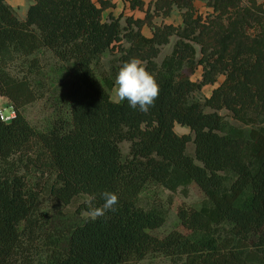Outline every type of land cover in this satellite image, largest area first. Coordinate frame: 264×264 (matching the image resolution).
<instances>
[{"label": "trees", "instance_id": "1", "mask_svg": "<svg viewBox=\"0 0 264 264\" xmlns=\"http://www.w3.org/2000/svg\"><path fill=\"white\" fill-rule=\"evenodd\" d=\"M99 3L35 0L21 19L0 0V96L15 111L10 122L0 119V264H141L152 256L264 264V3L207 0L211 10L200 12L194 0H154L144 18L123 22L122 14L104 17L112 3ZM174 7L182 25L154 21ZM107 52L115 58L103 70ZM133 57L160 87L147 113L111 99ZM207 86L211 93L198 97ZM58 90L64 115L37 129L24 108ZM36 150L44 172L34 188L27 171ZM191 183L206 201L178 208L187 232L153 235L167 210L145 206L142 193L157 186L186 196ZM104 191L119 203L95 221L58 226L42 210L46 197L68 205L94 195L99 207Z\"/></svg>", "mask_w": 264, "mask_h": 264}, {"label": "rangeland", "instance_id": "2", "mask_svg": "<svg viewBox=\"0 0 264 264\" xmlns=\"http://www.w3.org/2000/svg\"><path fill=\"white\" fill-rule=\"evenodd\" d=\"M207 0H198L197 5L199 7L203 6V3H206ZM248 0H242L243 4H248ZM264 3V1H262ZM207 6V5H206ZM208 7V6H207ZM207 11V10H206ZM175 41V37H171L170 42L163 46L161 49V53L156 58V61L159 63L162 58L168 54L173 46ZM199 56V55H198ZM114 54H110L109 52L103 55V70H108L114 59ZM194 80H198L200 78V71L192 76ZM222 76L219 78V82L222 81ZM55 85L52 86L55 89ZM214 86L205 87L200 94L197 96L203 98L208 96L211 93V90ZM52 89V90H53ZM49 93L47 92L45 97L36 100L35 102L27 105L23 113L25 117L29 120V122L36 127L37 129L43 130L54 124L61 116L64 115L65 111L61 106L58 93ZM111 99L113 101H117L115 87L111 91ZM10 106V102L6 97L0 96V108H7ZM221 114L227 115L228 113L222 111ZM229 121L234 122L233 118L229 115L226 117ZM236 124V122H234ZM57 124V123H55ZM175 130L178 133L188 132V129L185 127H180L179 125L175 126ZM122 151L125 155H127L130 151V147L128 143L122 144ZM188 151L190 153H194L193 144H189ZM37 150L35 153L31 154V159L33 164H31L29 171H27V180L30 186L36 188L37 183L41 180V175L44 172V166L41 164V159L37 158ZM187 195L184 196L180 190L176 192H169L161 187L152 186L147 191L142 193V203L145 206H151L155 204H159L163 206L167 210V216L164 224L157 228L153 229L150 232L158 237H162L171 229H177L183 233L187 232L186 229L180 224L179 218L177 216L178 208L180 206H193L199 208L206 201V196L203 191L198 187L197 184L191 183L188 186ZM83 199H79L68 205H62L55 201L50 197H46L42 204V210L47 213V215L51 216L53 223L58 226H67L72 225L73 223L79 222L84 219L81 216V209L79 208V203L82 202ZM141 264H171L170 261L162 256H152L147 258Z\"/></svg>", "mask_w": 264, "mask_h": 264}, {"label": "clouds", "instance_id": "3", "mask_svg": "<svg viewBox=\"0 0 264 264\" xmlns=\"http://www.w3.org/2000/svg\"><path fill=\"white\" fill-rule=\"evenodd\" d=\"M115 93L117 102L127 101L128 106L147 113L155 106L159 98L160 87L154 75L146 70L144 62L136 57L125 62L119 69L115 77ZM104 203L93 206L94 195H85L82 201L87 205V210L81 212L85 220L95 221L105 216L107 211H115L119 203V197L111 191L101 193Z\"/></svg>", "mask_w": 264, "mask_h": 264}, {"label": "crops", "instance_id": "4", "mask_svg": "<svg viewBox=\"0 0 264 264\" xmlns=\"http://www.w3.org/2000/svg\"><path fill=\"white\" fill-rule=\"evenodd\" d=\"M35 0H5V2L16 12L17 16L21 19H24L27 15V11L29 7L34 3ZM99 6V0H92ZM112 3V6H109L106 8L103 12L104 17H107L108 15L112 14L113 16H119L123 15V18L121 21L123 22L125 17L131 16L135 19L137 18H144L145 16V10L149 7V5L152 4L154 0H141L143 3V9L139 8L138 5H131L130 0H103ZM198 0H194V6L197 10L200 12H208L210 11V7L206 6V3H203L202 7H199L197 5ZM264 0H259V2H262ZM207 10V11H206ZM156 23H166V24H172L174 26L182 25V12L177 8L174 7L171 14L166 17H157L154 20ZM143 33L146 36L151 35V31L148 27L143 28Z\"/></svg>", "mask_w": 264, "mask_h": 264}, {"label": "built area", "instance_id": "5", "mask_svg": "<svg viewBox=\"0 0 264 264\" xmlns=\"http://www.w3.org/2000/svg\"><path fill=\"white\" fill-rule=\"evenodd\" d=\"M15 117V111L12 106L0 108V119L4 122H10Z\"/></svg>", "mask_w": 264, "mask_h": 264}]
</instances>
